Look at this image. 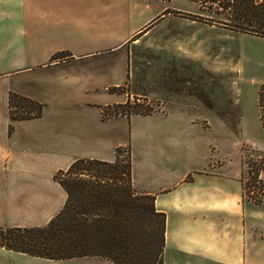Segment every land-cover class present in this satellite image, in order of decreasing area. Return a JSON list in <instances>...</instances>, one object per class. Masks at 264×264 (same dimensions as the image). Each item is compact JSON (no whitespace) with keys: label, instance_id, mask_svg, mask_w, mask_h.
I'll use <instances>...</instances> for the list:
<instances>
[{"label":"crops","instance_id":"crops-1","mask_svg":"<svg viewBox=\"0 0 264 264\" xmlns=\"http://www.w3.org/2000/svg\"><path fill=\"white\" fill-rule=\"evenodd\" d=\"M155 15V0H0V226L46 225L66 200L57 171L128 147L133 186L165 214L163 264H264V193L245 200L228 125L181 107L103 116L139 96L124 47ZM11 93L41 116L12 120Z\"/></svg>","mask_w":264,"mask_h":264},{"label":"rangeland","instance_id":"rangeland-1","mask_svg":"<svg viewBox=\"0 0 264 264\" xmlns=\"http://www.w3.org/2000/svg\"><path fill=\"white\" fill-rule=\"evenodd\" d=\"M162 1L165 7L158 11ZM155 5V17L124 47L130 51L133 89L139 94L134 99L142 104L137 108L154 112L181 107L198 119L216 117L207 120L212 127L228 125L235 145L229 153L235 159L239 152L246 164L244 198L258 203L264 189V128L258 107V90L264 84V38L199 22L193 17L199 13L198 4L188 0H155ZM167 10L173 12L164 13ZM116 109L103 115H121L114 114ZM124 130L129 134L128 120ZM126 157L124 149L123 163ZM0 249V264H93L81 258L41 260Z\"/></svg>","mask_w":264,"mask_h":264},{"label":"trees","instance_id":"trees-1","mask_svg":"<svg viewBox=\"0 0 264 264\" xmlns=\"http://www.w3.org/2000/svg\"><path fill=\"white\" fill-rule=\"evenodd\" d=\"M188 1L198 4L193 17L199 22L264 38V0ZM141 106L129 99L115 105L114 114H148L137 108ZM258 107L264 128V84ZM9 108L12 120L29 119L40 117L43 105L11 93ZM54 178L66 192L62 208L43 226H0V247L45 259L102 257L114 264H163L165 214L155 209L153 195L133 186L128 147H118L111 162L77 158Z\"/></svg>","mask_w":264,"mask_h":264}]
</instances>
